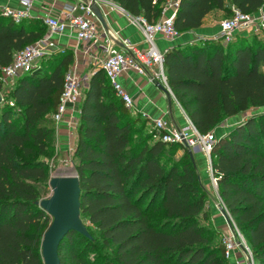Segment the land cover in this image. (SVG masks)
I'll return each mask as SVG.
<instances>
[{
  "label": "trees",
  "instance_id": "trees-1",
  "mask_svg": "<svg viewBox=\"0 0 264 264\" xmlns=\"http://www.w3.org/2000/svg\"><path fill=\"white\" fill-rule=\"evenodd\" d=\"M114 1L149 21L164 3ZM263 3L179 0L174 26L184 32L213 9L230 16L234 8L256 12ZM46 30L40 17L15 21L0 9V66ZM72 61L71 49L52 50L5 95L0 70V264H44L41 240L52 217L38 201L49 179L47 157L55 155L53 113ZM163 65L174 98L202 133L225 117L264 108V33L236 34L226 44L219 37L176 44L165 50ZM79 103L73 151L79 214L102 245L88 225L90 237L70 230L59 243L60 264H231L223 232L204 223L207 190L189 148L161 140L155 128L148 133L150 119L131 114L102 67ZM210 157L217 194L245 235L253 264H264V110L219 134Z\"/></svg>",
  "mask_w": 264,
  "mask_h": 264
},
{
  "label": "built area",
  "instance_id": "built-area-1",
  "mask_svg": "<svg viewBox=\"0 0 264 264\" xmlns=\"http://www.w3.org/2000/svg\"><path fill=\"white\" fill-rule=\"evenodd\" d=\"M21 1L23 7L4 6L0 8L2 14L10 16L15 21L29 16L32 0ZM97 1L73 0L65 2L62 17L50 10L44 11L39 17L47 27L46 32L31 44L17 50L9 64L0 66L2 90H9L18 75L39 64L43 57L50 54L55 44L53 35L63 34L65 30H69L79 41L94 42L99 39L100 34L97 30L99 20L93 10V5H97ZM178 5L179 0H164L161 15L154 21L147 20L143 15L131 16L132 22L143 31L146 42L145 48H139L127 38L122 39L120 42L129 51H122L109 45L106 48V54L101 59L100 65L108 76L115 94L129 108L132 106V97L118 81V75L126 68H134L147 74L152 69L154 75H149L150 80L157 77L158 82L172 93L164 71L163 55L165 51L157 47L156 38L160 35L172 40L180 35L181 32L174 26V16ZM218 25L219 30L214 37H219L222 43L226 44L236 34H250L264 30V11L259 8L256 12H243L234 8L230 16L219 20ZM104 34H107V31ZM83 90L81 79L78 78L73 69L69 68L64 74L63 91L57 109L53 113L55 123L63 117L69 105L74 106L80 102ZM150 124L156 129L161 140L185 144L191 151L197 149L203 151L208 162L211 180L216 184V177L212 174L210 157V151L216 139L213 130L200 132L188 117L186 123L182 126L170 125L162 118L150 119ZM222 241L227 257L231 255L235 248L244 247L249 263L253 264L251 251L238 230L229 226L228 231L222 233Z\"/></svg>",
  "mask_w": 264,
  "mask_h": 264
},
{
  "label": "crops",
  "instance_id": "crops-1",
  "mask_svg": "<svg viewBox=\"0 0 264 264\" xmlns=\"http://www.w3.org/2000/svg\"><path fill=\"white\" fill-rule=\"evenodd\" d=\"M69 1L73 0H32L29 16L39 17L44 11L50 10L62 17L63 4ZM4 6L23 7V2L21 0H0V8ZM97 6L104 22L98 19L97 30L100 38L96 41H79L69 30H65L63 34L53 35L55 41L53 50L64 48L72 50L73 61L70 64V69H73L78 78L81 79L83 89L86 88L88 78L93 71L101 67V59L105 56L108 45L122 51H129L120 42L122 39L127 38L139 48L146 47L143 31L132 22V14L123 9L114 0H98ZM261 9L264 11V3ZM224 13L223 10L213 9L206 14L199 27L181 32L177 38L172 40L159 35L156 38V45L160 50L165 51L176 44H182L202 37H214L219 30L218 22ZM105 31H107V34H104ZM149 71L147 74L134 68H126L118 75V81L132 97L131 114H139L151 120L162 118L170 125H184L187 121V115L173 95H171L170 99L168 98L166 89L160 86L161 84L158 82L157 77L150 80L149 75H154V72L152 69ZM79 115L80 103L74 106L69 105L63 117L55 124L54 145L57 151L56 158L64 161L69 159L72 164ZM227 128V126L222 124L217 125L213 129L215 136L217 137L219 134L224 133ZM192 155L201 180L204 181L203 184L205 187H209L207 179L210 176V171L205 154L197 149L192 151ZM212 206V216L216 217L218 215V212L215 211L216 206L214 204ZM209 208L211 209V205ZM218 227L223 232H226L229 226L225 229L224 221H221L218 223ZM228 259L231 264H250L247 252L243 247L235 248Z\"/></svg>",
  "mask_w": 264,
  "mask_h": 264
},
{
  "label": "water",
  "instance_id": "water-1",
  "mask_svg": "<svg viewBox=\"0 0 264 264\" xmlns=\"http://www.w3.org/2000/svg\"><path fill=\"white\" fill-rule=\"evenodd\" d=\"M93 10L98 19L104 22L96 4L93 5ZM166 92L170 99L172 94L168 90ZM190 155L193 156L191 150ZM49 184L51 195L38 201L52 217L41 240V254L44 264H60L58 247L64 235L70 230H76L87 237H90V234L79 214L80 185L77 174L53 175Z\"/></svg>",
  "mask_w": 264,
  "mask_h": 264
},
{
  "label": "rangeland",
  "instance_id": "rangeland-1",
  "mask_svg": "<svg viewBox=\"0 0 264 264\" xmlns=\"http://www.w3.org/2000/svg\"><path fill=\"white\" fill-rule=\"evenodd\" d=\"M223 17H227V13H224ZM257 33L258 34L264 33V30L258 31ZM6 91H7V89H3L2 90V94L5 95ZM261 110H264V108L263 107H250L243 114H240L238 116L225 117L224 119L221 120L220 124L229 127L230 124L235 122L241 116H243L245 114L256 113V112L261 111ZM152 129H153L152 126H148L146 131L148 133H151ZM155 132H157V131L155 130ZM155 137H156V135H155ZM56 152L57 151H56V148H55V152H54L55 155H53L51 157L50 156L47 157V162H48V165H49V179L53 175L76 174L75 169H74L73 164L71 163V161L69 159H67L66 161L59 160L58 158H56L57 157V153ZM181 153H182V151L178 152L175 155L174 158H177V156L179 154H181ZM49 179L47 181V185L44 186L43 189L41 188V190H40L41 191L40 199L49 197L51 195V193H52V190H51V187H50V184H49ZM201 181L204 182L203 180H201ZM207 182L209 183V187H206L207 198H206V206L205 207H206L207 210H209V217L206 218L204 223L207 224L210 228L215 229V228H219L218 227V223H220L221 221H224L225 229L228 226H230L233 229L238 230L239 233L241 234V236L244 238V240L246 242L245 235L236 227L232 216L229 214V212L227 211L224 203H222L221 198L217 194V185L212 182L211 173H210V176H208ZM213 204L216 206L215 207V211L218 212V215L216 217L212 216V212H211V211H213V206H212ZM210 205H211V209L209 208ZM83 222L85 223V225H88L89 228L93 231V233H94L93 234L94 235V242L97 243L98 245H102L101 244V236L95 231V228H93L90 225L88 219L84 217L83 218ZM220 230L223 232L222 229H220Z\"/></svg>",
  "mask_w": 264,
  "mask_h": 264
}]
</instances>
